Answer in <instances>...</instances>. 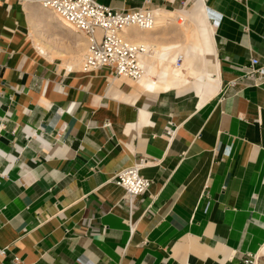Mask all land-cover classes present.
I'll use <instances>...</instances> for the list:
<instances>
[{
	"label": "crops",
	"instance_id": "1",
	"mask_svg": "<svg viewBox=\"0 0 264 264\" xmlns=\"http://www.w3.org/2000/svg\"><path fill=\"white\" fill-rule=\"evenodd\" d=\"M197 2L198 62L157 89L43 52L40 7L0 0V264H264V75L246 69L264 0H151L171 27L135 38L145 75L183 66L174 22ZM140 158L153 182L130 211L115 175Z\"/></svg>",
	"mask_w": 264,
	"mask_h": 264
},
{
	"label": "built area",
	"instance_id": "2",
	"mask_svg": "<svg viewBox=\"0 0 264 264\" xmlns=\"http://www.w3.org/2000/svg\"><path fill=\"white\" fill-rule=\"evenodd\" d=\"M53 11L69 28L86 39V52L82 62L84 71L91 72L110 66L119 77L139 80L145 74L142 56L149 48L142 42L133 41L125 34V29L135 26L140 30H152L156 27L158 14L151 7V0H145L140 7L116 9L97 0H23ZM183 56L179 54L176 64L180 66ZM247 75H264V67L258 58H252ZM235 85V80L230 81ZM107 122L104 125H109ZM146 164L144 158L118 171L115 181L125 190L130 211L137 197L147 192L152 179L141 173ZM133 230V228L131 227ZM5 248L0 249L4 254Z\"/></svg>",
	"mask_w": 264,
	"mask_h": 264
},
{
	"label": "bare ground",
	"instance_id": "3",
	"mask_svg": "<svg viewBox=\"0 0 264 264\" xmlns=\"http://www.w3.org/2000/svg\"><path fill=\"white\" fill-rule=\"evenodd\" d=\"M36 13H37V16L39 15L38 18H40V20H38V24H40L39 26H45V25H47L49 23V24L52 25L51 28L53 27L54 29L61 30V32H62L61 34H64V36L68 35L70 37L71 35H76V32L72 31L71 28H69L62 20H60L59 17L53 11H51L49 9L48 10H41L39 8ZM199 14H200V2H197L193 6V8L191 10H189L187 12H183V13L179 14V16H178L179 18H183L185 21L188 20V19L190 21L188 25H186V23L181 22V21L178 22V24H183L182 25L183 26V32L182 33H184L185 38H186L185 40H187L185 42V49H184V52H183V55H185V64L183 66H181V67L180 66H178V67L177 66H172L171 62H172L173 59H171V58L167 59V60L161 59V60L154 61V62H157L158 65H160L161 69L159 70V75L157 76V79H154L151 76L144 74L145 76L143 75L142 76L143 78L142 77H141L142 79L140 78L142 85H148V86L150 85L151 87H154V88H157V89L158 88L164 89V88L170 87L171 85L175 84L176 82L182 83V82H184L186 80L187 74L189 73V65L197 63L198 59H199L198 56L203 51L202 46L199 43L197 30H196V22H197V19L199 17ZM46 27L45 28L43 27L42 30H44V29L46 30ZM42 33L47 35V40L48 41H50V40L51 41L52 40H59V38L56 37V36H53V34H49L48 32H45V31L42 32ZM55 33H56V31H55ZM135 33H136V27L135 26H130V27L125 29V34L128 37L132 38L133 41L136 40V38H135L136 34ZM137 37H138V35H137ZM77 40L80 41V39H77ZM83 44L84 43L78 44L76 51L79 52L82 49V47H80V46H83ZM86 45H87V43H86ZM73 48H75V47L73 46ZM40 49L43 52H45V47L42 46L41 44H40ZM48 49H47V51H48ZM49 51H50V49H49ZM47 54H48V52H47ZM62 56H64V55H62ZM73 57H74L73 63H78V64H80L81 61H83V58H84L83 57L82 60L80 61V59H81L80 58V54H77V53ZM144 62L145 61H142L143 64H144ZM71 65L72 64L70 63L69 66H71ZM150 67H151V65H150Z\"/></svg>",
	"mask_w": 264,
	"mask_h": 264
},
{
	"label": "rangeland",
	"instance_id": "4",
	"mask_svg": "<svg viewBox=\"0 0 264 264\" xmlns=\"http://www.w3.org/2000/svg\"><path fill=\"white\" fill-rule=\"evenodd\" d=\"M41 10H48V9H43V8H40ZM38 10V9H37ZM37 10H36V12H37ZM39 17V15L37 16V14H36V18H35V20H34V29H35V34H36V41L38 42L37 44H41L42 46H44L45 47V50L47 51V49L49 48V49H52L53 50V52L51 53V51H49V49H48V52L50 53V55H52V56H62V55H64V57H68V56H72V55H75L76 53L77 54H80V61L82 60V58L84 57V54H85V52H86V39H85V37L83 36V35H81V34H78V33H76V35H71L70 37L68 36V35H65L64 36V34H61L62 32H61V30H58V29H54L53 27V29L51 28V24H47V25H45V26H39L40 24H38V20H40V18H38ZM184 22V23H186V25H188L189 24V19L188 20H184L183 18H179V19H177V20H175V22H174V24H175V27H177V29L179 30V31H183V24H178V22ZM160 25H165V27L167 28L168 26H170L171 27V23H167V22H165V21H162L161 19H159L158 18V21H157V25H156V28H158ZM48 28H47V27ZM43 27L45 28L46 27V30L44 29V30H42L43 29ZM173 27V26H172ZM40 28V29H39ZM51 28V29H50ZM42 30V31H41ZM72 30V29H71ZM48 32L49 34H53V36H56V37H58L59 38V40H50V41H48L47 40V35L46 34H43L42 32ZM55 31H56V33H55ZM73 31V30H72ZM139 31V29L136 27V33ZM39 33V34H38ZM135 33V34H136ZM38 35V36H37ZM44 35V36H43ZM46 35V36H45ZM63 35V36H62ZM62 37V38H61ZM41 38L42 39H44V41L43 40H41ZM66 38V39H65ZM77 39H80V41L79 40H77ZM66 40V41H65ZM79 43H78V42ZM134 41H136V42H141L140 40H134ZM63 42V43H62ZM84 43L83 44V46H80V47H82V49L78 52V51H76V49H77V45L78 44H82V43ZM66 43V44H65ZM47 44V45H46ZM54 44V45H53ZM73 46L75 47V48H73ZM73 48V49H72ZM182 53H183V51H182ZM82 62L83 61H81V63H80V66H81V64H82ZM185 64V63H184ZM190 80H192V81H194V80H196V77L195 76H193V75H189V77H188Z\"/></svg>",
	"mask_w": 264,
	"mask_h": 264
}]
</instances>
